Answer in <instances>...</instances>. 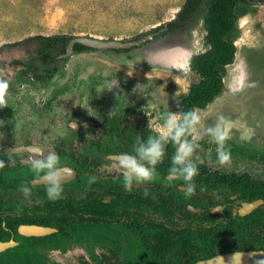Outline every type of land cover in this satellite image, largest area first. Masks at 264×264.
<instances>
[{
	"label": "rangeland",
	"instance_id": "1",
	"mask_svg": "<svg viewBox=\"0 0 264 264\" xmlns=\"http://www.w3.org/2000/svg\"><path fill=\"white\" fill-rule=\"evenodd\" d=\"M211 1L204 0L201 10L183 26L141 46L76 51L48 64L57 71L47 85L31 84L24 76L7 77L0 99V131L12 129L14 140L27 130L36 133L47 110H40L43 107L39 100L55 94L59 96L53 102L56 117L51 126L56 135L66 126L63 117H71L67 113L73 111V122L97 126L107 113L117 109L127 122L119 151L125 148L132 127L139 129L145 121L148 129L151 126L155 131L163 112L180 111L176 104L181 95L199 78L191 69V59L209 48L204 17ZM185 3L186 0H0V61H39L37 41L12 46L34 35L138 39L178 18ZM241 14L235 39L237 59L226 70L224 90L205 108H196L201 115L197 129L201 146L193 159L214 169L249 171L254 177L264 178V162L250 156L254 151H264V0H252ZM53 51L55 55L60 52ZM16 78H23V83ZM116 80L118 84L113 88ZM9 107H14V116L8 112ZM221 114L232 121L228 141L231 157L223 164L218 160L217 144L206 132ZM84 252L82 245H71L47 253L50 261L59 264H95L93 257L83 256ZM27 258L6 253L0 257V264H24ZM110 259L127 264L128 257Z\"/></svg>",
	"mask_w": 264,
	"mask_h": 264
},
{
	"label": "flooded vegetation",
	"instance_id": "2",
	"mask_svg": "<svg viewBox=\"0 0 264 264\" xmlns=\"http://www.w3.org/2000/svg\"><path fill=\"white\" fill-rule=\"evenodd\" d=\"M167 32H171L169 28L160 34ZM66 50L46 63L39 57L36 63L21 59L0 61V81L17 75L26 77L31 84L47 85L57 71L48 64L67 58L60 57ZM17 79L23 83V78ZM56 96L59 95L39 100V106L43 107L40 110H47L43 114L44 123L36 133L27 130L20 139L14 140L12 129L0 131V159L7 162L6 167L0 169V241L15 242L1 251L0 257L10 253L28 257L24 264H30V260L31 264L38 260L59 264L50 261L47 252L82 245L83 256L93 257L95 264L98 261L120 264L110 257H152L150 264H165L186 261L190 257H207L215 251L216 254L234 251L235 245H257L255 234L264 237V227L253 226L256 225L254 221L260 219L264 202L245 215L239 212L244 203L264 198L243 199L229 185L217 187L203 180L196 181V192L188 194L184 181L168 175L173 155L169 151L164 161L157 165L158 175L154 180L137 182L132 191H126L123 177L116 171L118 154L134 151L137 135L146 139L155 134L156 129L154 131L151 126L148 129L145 121L139 129L132 127L128 130L130 138L125 148L119 151L127 122L118 109L107 113L97 126L73 122L72 111L67 113L70 118L63 117L66 126L58 129L61 133L56 135L51 126L56 117L53 113ZM9 108L8 112L14 116V107ZM48 151L58 154L61 164L71 169L63 182L64 193L56 201L47 198L45 183L34 182L39 178L33 171L32 158ZM198 165L201 169L204 166V171L211 175L202 174L200 170L195 180L203 179L202 175L222 176L213 175L214 172H236L214 169L206 163ZM244 172L254 179L264 180L249 171ZM91 177L96 179L89 182ZM26 182L33 189L30 199L20 191V186ZM234 214L245 219L233 223ZM219 225L220 229L216 228ZM35 226L41 228L39 234L31 231ZM41 240L43 243L38 242Z\"/></svg>",
	"mask_w": 264,
	"mask_h": 264
},
{
	"label": "trees",
	"instance_id": "3",
	"mask_svg": "<svg viewBox=\"0 0 264 264\" xmlns=\"http://www.w3.org/2000/svg\"><path fill=\"white\" fill-rule=\"evenodd\" d=\"M252 0H212L207 7V13L204 17V26L207 30L206 42L209 48L203 52L195 54L191 59V69L198 75V80L194 81L189 91L181 95L180 101L177 103V107L182 111H188L195 108H205L211 104L224 90L227 66L232 65L237 54L236 37L238 36V20L242 15L241 10L244 6L250 4ZM204 0H186L183 5L178 18L170 21L167 26L169 31H173L184 25L188 20H192L193 16L198 13L203 7ZM73 36L68 35H34L14 43V45H26L31 42L37 41L40 46L37 49L38 57L42 62L46 63L53 59L54 51L59 50L64 52L70 39ZM94 49L93 47L86 46L82 43H77L75 46L76 51ZM235 147V146H233ZM241 148V147H240ZM238 147V149L240 150ZM245 149V148H244ZM241 148V150H244ZM168 151L174 153L175 147L173 145L168 146ZM252 158L264 162V151L250 153ZM203 166L202 174H208V171H204ZM218 174H222L219 176ZM211 175V174H208ZM213 175L217 177H205L203 179L195 180L198 182H207L214 184V186H226L229 185L233 189V192H239L243 199H255L258 197L264 198V180L254 179L248 172L243 173H220L214 172ZM201 176V175H200ZM259 221L254 223L256 227H264V206L262 207L261 216ZM239 219H245L240 214H234L233 223H239ZM221 225L216 228L220 229ZM260 232V231H259ZM257 242L253 245H235L234 250H251V249H264V237L256 235ZM259 245V246H258ZM218 246H221L219 242ZM224 250H219L222 252ZM217 252L210 253L207 257H190L189 259L181 260L179 262H166L165 264H188L194 263L200 259L209 258L215 255ZM152 257H128L130 264H150ZM149 260V261H147ZM30 260V264H31ZM45 264L42 260L33 262L32 264ZM108 264V263H105Z\"/></svg>",
	"mask_w": 264,
	"mask_h": 264
},
{
	"label": "clouds",
	"instance_id": "4",
	"mask_svg": "<svg viewBox=\"0 0 264 264\" xmlns=\"http://www.w3.org/2000/svg\"><path fill=\"white\" fill-rule=\"evenodd\" d=\"M118 80L113 82V88ZM6 81H0V99L3 98ZM201 122V115L198 110L192 109L184 112L166 111L161 114V123L156 125V132L146 139L137 135L134 151L120 152L116 171L123 177V184L126 191H132L134 185L140 181L154 180L158 175L157 165L161 164L171 144L175 151L171 156V165L168 168V175L173 179H180L185 182L188 194L196 192L195 177L199 174L200 168L193 159L201 135L198 132V125ZM232 121L229 117L221 114L213 126L206 129L208 135L217 144V154L220 163L230 160L231 152L228 141L231 138ZM33 171L35 175L44 181L46 185L47 198L50 201L59 200L63 193V180L71 174V169L61 164L59 155L48 151L43 155H36L32 158ZM7 162L0 159V169L5 168ZM111 167V164L109 165ZM96 177H91L90 181ZM21 193L28 199L32 197L33 189L29 183L20 186ZM147 195V193H145ZM264 264V261H260Z\"/></svg>",
	"mask_w": 264,
	"mask_h": 264
},
{
	"label": "water",
	"instance_id": "5",
	"mask_svg": "<svg viewBox=\"0 0 264 264\" xmlns=\"http://www.w3.org/2000/svg\"><path fill=\"white\" fill-rule=\"evenodd\" d=\"M166 26L162 27L159 31H152L148 34L134 40H118L109 39L104 40L100 38L90 36H74L70 39L67 50L61 54L60 57H66L72 55L75 52V46L77 43H82L86 46L93 47L96 49H129L132 47H138L145 42L151 41L156 38L157 35L166 31ZM65 178L62 182L66 181ZM35 183H44L43 180L37 179ZM263 199L255 200L251 203H244L243 207L239 210L241 215H245L251 212L256 206L263 203ZM20 231L23 233L22 227ZM48 231H51L48 229ZM39 234V233H33ZM15 244L14 241L4 242L0 241V252L8 249ZM260 261H264V249H251V250H234L224 253L216 254L212 257L200 259L194 263L188 264H260Z\"/></svg>",
	"mask_w": 264,
	"mask_h": 264
},
{
	"label": "bare ground",
	"instance_id": "6",
	"mask_svg": "<svg viewBox=\"0 0 264 264\" xmlns=\"http://www.w3.org/2000/svg\"><path fill=\"white\" fill-rule=\"evenodd\" d=\"M237 26H238V23H237ZM236 44H237V42H236ZM237 48H238V46H237ZM237 52H238V49H237ZM236 59H237V54H236ZM228 68H229V66H228ZM40 229L41 228H37V226H35V227H32L31 231H33V232L35 231V233H38Z\"/></svg>",
	"mask_w": 264,
	"mask_h": 264
}]
</instances>
